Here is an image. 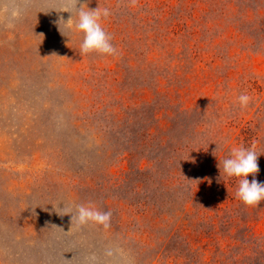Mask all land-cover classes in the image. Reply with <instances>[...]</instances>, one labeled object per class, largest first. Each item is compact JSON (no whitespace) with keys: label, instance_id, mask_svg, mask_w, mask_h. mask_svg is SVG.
<instances>
[{"label":"rangeland","instance_id":"obj_1","mask_svg":"<svg viewBox=\"0 0 264 264\" xmlns=\"http://www.w3.org/2000/svg\"><path fill=\"white\" fill-rule=\"evenodd\" d=\"M76 2L0 0V264H264L218 167L255 146L264 182V0H82L116 56L61 34Z\"/></svg>","mask_w":264,"mask_h":264},{"label":"clouds","instance_id":"obj_2","mask_svg":"<svg viewBox=\"0 0 264 264\" xmlns=\"http://www.w3.org/2000/svg\"><path fill=\"white\" fill-rule=\"evenodd\" d=\"M79 5V6H78ZM66 20L63 16L56 21L61 34L69 37L71 34L81 36L80 52L81 55L98 53L107 56L118 55L117 47L112 43V36L105 30L104 21L110 17L109 8L98 6L92 9L87 2L77 0L76 8ZM19 9L16 13L5 17L7 26L12 27L13 21L18 18ZM68 33L69 35H65ZM250 97L246 94L239 96L241 106L246 107ZM259 157L255 146L245 147L243 145L235 146L231 149L230 155L219 160L218 167L223 171L221 177L234 178L238 182L236 196L245 205L258 207L264 203V182L257 179L260 172ZM252 177L250 180L249 177ZM66 207V206H65ZM66 214H71L72 220L76 219L80 225L95 223L102 225L105 229L110 227L112 213L111 211H102L94 205H75V214L71 209L66 210ZM65 214V215H66Z\"/></svg>","mask_w":264,"mask_h":264}]
</instances>
